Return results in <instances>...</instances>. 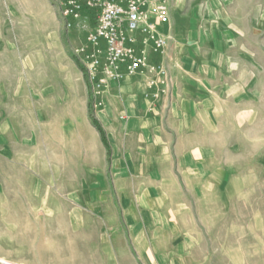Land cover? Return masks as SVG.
Instances as JSON below:
<instances>
[{
    "label": "rangeland",
    "instance_id": "374dc122",
    "mask_svg": "<svg viewBox=\"0 0 264 264\" xmlns=\"http://www.w3.org/2000/svg\"><path fill=\"white\" fill-rule=\"evenodd\" d=\"M168 3L154 61L166 75L145 76L165 89L166 116L191 111L189 128L173 134L172 207L129 225L113 175H88L99 157L80 117L104 100L86 79L82 93L87 31L69 30L54 0H0V264H264V0Z\"/></svg>",
    "mask_w": 264,
    "mask_h": 264
},
{
    "label": "crops",
    "instance_id": "0c3cea01",
    "mask_svg": "<svg viewBox=\"0 0 264 264\" xmlns=\"http://www.w3.org/2000/svg\"><path fill=\"white\" fill-rule=\"evenodd\" d=\"M171 15L170 6V17ZM166 27L167 25L160 27L163 34ZM44 34L50 40H55L59 39L60 31L53 25L51 29L45 30ZM149 80L145 75L128 77L119 84H111L104 91V106L97 110L95 115L104 128L111 147L110 164L98 132L90 125L100 168L89 167L91 171L88 175L101 178L113 175L116 189L125 200L121 208L126 210L125 223L129 225L147 223L146 212L150 215L155 209L165 210L172 207L166 196V189L176 183L178 176L171 149L173 134L184 131L185 127L189 128L187 125L190 110H184L186 115L180 113L177 116L175 105V109L172 108L166 116L165 104L161 103L150 110L151 99L145 97ZM81 83L84 93L86 84L82 73ZM88 118L87 105V113H81L80 121L90 124ZM84 154L82 144V154L79 157L82 162L86 161ZM190 157L186 156L183 161L184 176H188V166L194 162ZM81 176H84V173ZM145 177L152 179V185H141L139 180L135 181ZM132 180L136 184H130ZM115 219L117 218L111 217L112 223H115Z\"/></svg>",
    "mask_w": 264,
    "mask_h": 264
},
{
    "label": "built area",
    "instance_id": "2783aa9c",
    "mask_svg": "<svg viewBox=\"0 0 264 264\" xmlns=\"http://www.w3.org/2000/svg\"><path fill=\"white\" fill-rule=\"evenodd\" d=\"M69 30H85V42L75 50L94 106L102 105L104 91L128 77L166 75L156 58L163 59L167 39L160 27L170 21L168 0H54ZM152 79V80H153ZM165 84L164 80L160 82ZM155 107L165 89L155 80Z\"/></svg>",
    "mask_w": 264,
    "mask_h": 264
},
{
    "label": "trees",
    "instance_id": "16d2710c",
    "mask_svg": "<svg viewBox=\"0 0 264 264\" xmlns=\"http://www.w3.org/2000/svg\"><path fill=\"white\" fill-rule=\"evenodd\" d=\"M76 64L79 67V69L81 70V72H83L82 68L78 65L77 62H76ZM88 113H89V118H90V121H91V125L98 132V134L100 136V139L102 141V144L104 145V147H105V149L107 151L108 163L110 164V162H111V147L109 145V142H108V139H107L106 132H105L104 128L102 127L101 123L94 116V110L92 108V104L89 105Z\"/></svg>",
    "mask_w": 264,
    "mask_h": 264
}]
</instances>
